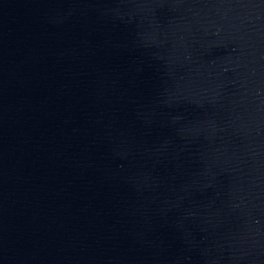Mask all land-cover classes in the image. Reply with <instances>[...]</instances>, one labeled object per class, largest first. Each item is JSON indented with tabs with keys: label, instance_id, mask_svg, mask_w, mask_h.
I'll use <instances>...</instances> for the list:
<instances>
[{
	"label": "water",
	"instance_id": "obj_1",
	"mask_svg": "<svg viewBox=\"0 0 264 264\" xmlns=\"http://www.w3.org/2000/svg\"><path fill=\"white\" fill-rule=\"evenodd\" d=\"M0 264H264V0H0Z\"/></svg>",
	"mask_w": 264,
	"mask_h": 264
}]
</instances>
